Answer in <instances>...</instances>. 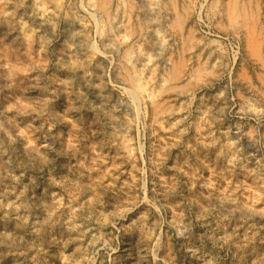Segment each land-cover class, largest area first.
<instances>
[{
  "label": "rangeland",
  "instance_id": "obj_1",
  "mask_svg": "<svg viewBox=\"0 0 264 264\" xmlns=\"http://www.w3.org/2000/svg\"><path fill=\"white\" fill-rule=\"evenodd\" d=\"M131 1L0 0V264H264V0Z\"/></svg>",
  "mask_w": 264,
  "mask_h": 264
},
{
  "label": "bare ground",
  "instance_id": "obj_2",
  "mask_svg": "<svg viewBox=\"0 0 264 264\" xmlns=\"http://www.w3.org/2000/svg\"><path fill=\"white\" fill-rule=\"evenodd\" d=\"M96 2V4L101 8V9H103L104 11H105V13L107 14V16L109 17L110 16V18H111V15H112V9H113V4H115L116 2H118L119 0H95ZM129 2V3H128ZM131 0L129 1V0H122V3L123 4H126L125 6L127 7V8H129V13H130V16H131V13H133V11H134V6H133V4L132 5H130L131 4ZM119 3V2H118ZM128 3V4H127ZM94 4V3H93ZM96 4L94 5V6H96ZM121 4V3H120ZM130 5V6H129ZM97 6V7H98ZM117 6V5H116ZM120 7V6H119ZM119 7L118 8H116V10H118L119 9ZM114 10V9H113ZM116 12V11H115ZM104 13V12H103ZM101 14V13H100ZM99 14V15H100ZM242 15L243 14V12H242V10L240 11V10H238V7H237V5L235 4V3H233V4H231V6H230V8H229V17L231 18V19H234V18H236L238 15ZM106 17V16H105ZM106 19V18H105ZM112 19V18H111ZM113 19H115L114 17H113ZM177 19H174V21H176ZM112 22V21H111ZM125 33H127V35L129 34V35H131V33L130 32H127V31H125ZM126 35V36H127ZM128 35V36H129ZM160 38V37H159ZM158 38V39H159ZM251 38H253V36H251ZM85 39V38H84ZM161 40V39H160ZM162 40H163V38H162ZM250 41V40H249ZM159 43V42H158ZM121 44V43H120ZM159 46V45H158ZM257 48V43H255V45H254V49H256ZM128 49L129 50H127L126 52H128V56L131 54V53H133L132 51H133V48H131V46H128ZM150 49V48H149ZM145 50V49H144ZM160 50V49H159ZM164 50H166V49H164ZM146 51H148V50H146ZM149 51H151V49L149 50ZM161 51V50H160ZM152 52V51H151ZM150 53V52H149ZM125 54V53H124ZM127 55V54H126ZM160 55V54H159ZM162 55V54H161ZM172 56V55H171ZM125 57V56H124ZM152 57V56H151ZM160 57V56H159ZM126 58V57H125ZM131 58V57H130ZM133 58V57H132ZM131 58V59H132ZM129 59V58H128ZM159 59V58H158ZM129 61V60H128ZM131 62H132V60H131ZM131 64V63H130ZM181 64V63H180ZM179 66V64H175L173 67H172V69H173V74H175L176 75V77H177V74H180L182 71H181V68L180 67H178ZM140 70H139V68L137 67V65H135V63H132V65L131 66H126L125 68H124V73H125V75L130 79V80H133V81H129L130 83H135V81H136V83L139 81L140 83H138V86H136V88H140V85H141V76L139 75L140 74ZM135 85H137V84H135ZM143 86V85H142ZM144 87V86H143ZM133 91H137V90H135V89H133ZM131 94V93H130ZM135 95H136V92H135V94L133 95L132 94V97L134 96L135 97ZM136 98V97H135Z\"/></svg>",
  "mask_w": 264,
  "mask_h": 264
}]
</instances>
